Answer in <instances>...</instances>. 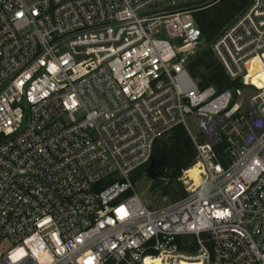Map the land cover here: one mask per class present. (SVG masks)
Instances as JSON below:
<instances>
[{
  "label": "built area",
  "instance_id": "2783aa9c",
  "mask_svg": "<svg viewBox=\"0 0 264 264\" xmlns=\"http://www.w3.org/2000/svg\"><path fill=\"white\" fill-rule=\"evenodd\" d=\"M208 1L0 0V264H264V0L211 44L221 91L188 69ZM178 125L200 183L152 207L131 173Z\"/></svg>",
  "mask_w": 264,
  "mask_h": 264
},
{
  "label": "trees",
  "instance_id": "16d2710c",
  "mask_svg": "<svg viewBox=\"0 0 264 264\" xmlns=\"http://www.w3.org/2000/svg\"><path fill=\"white\" fill-rule=\"evenodd\" d=\"M248 3L246 4V0H220L196 10L194 18L201 28L203 39L204 36L209 40L218 36L238 14L245 10ZM254 65L256 64H253V68L250 67V74L256 69ZM188 69L194 78L199 79L201 88L213 85L221 91L226 88L241 86L239 80L232 81L229 78L211 48L201 52L195 60L190 61ZM250 77L258 87L264 86V76L261 77L263 79L261 81L260 78H253L251 75ZM216 149L220 156L224 155V145L221 144ZM196 158L197 150L190 135L183 125H178L169 135L156 141L153 154L144 165L154 177L179 178L183 171L196 163ZM156 186L157 183L153 185V187ZM186 194L182 191V197ZM155 262L157 264L162 263L161 259H157Z\"/></svg>",
  "mask_w": 264,
  "mask_h": 264
},
{
  "label": "rangeland",
  "instance_id": "374dc122",
  "mask_svg": "<svg viewBox=\"0 0 264 264\" xmlns=\"http://www.w3.org/2000/svg\"><path fill=\"white\" fill-rule=\"evenodd\" d=\"M220 0L208 1L207 4H213ZM249 0H246V4ZM245 4V6H246ZM244 6V7H245ZM217 36L213 37L211 40L204 36V39L201 44H198L191 55L188 56V63L197 58V56L206 51L211 47V44ZM253 64L251 63L250 67L253 68ZM255 70L250 74L253 78H261L264 76L263 72L260 70L258 65H254ZM258 70V72H257ZM199 81V79H198ZM247 95L250 96L252 93L251 89H245ZM245 93V94H246ZM187 124L190 127L191 131L194 134L198 133V127L195 119L192 116H187L186 118ZM187 180V179H186ZM185 180V171H183L182 175L179 178L173 177H154L150 174L148 168L143 165L131 173V181L137 190V192L142 196V198L146 201V203L152 207H161L173 203L182 198V191L187 193L189 188V184ZM157 183L156 187L153 185ZM178 194V195H177ZM179 197V198H177ZM177 198V199H176Z\"/></svg>",
  "mask_w": 264,
  "mask_h": 264
},
{
  "label": "bare ground",
  "instance_id": "6f19581e",
  "mask_svg": "<svg viewBox=\"0 0 264 264\" xmlns=\"http://www.w3.org/2000/svg\"><path fill=\"white\" fill-rule=\"evenodd\" d=\"M200 165L199 164H194L191 168L187 169L185 171V180L187 181L188 184L193 182V185H197L198 183H200ZM157 260V259H155ZM155 260L153 262H149V260H146L147 264H157L155 262ZM162 264V263H159Z\"/></svg>",
  "mask_w": 264,
  "mask_h": 264
}]
</instances>
